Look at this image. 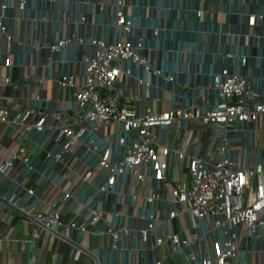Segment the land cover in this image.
Instances as JSON below:
<instances>
[{"label":"built area","instance_id":"1","mask_svg":"<svg viewBox=\"0 0 264 264\" xmlns=\"http://www.w3.org/2000/svg\"><path fill=\"white\" fill-rule=\"evenodd\" d=\"M227 2L243 29H197L220 48L202 52L186 39L168 47L190 31L176 3L0 0V213L32 228L30 256L47 233L91 264H264V0ZM151 10L173 12L179 28L144 24ZM172 54L225 63L194 84L156 66ZM10 87L23 103L5 97Z\"/></svg>","mask_w":264,"mask_h":264},{"label":"crops","instance_id":"2","mask_svg":"<svg viewBox=\"0 0 264 264\" xmlns=\"http://www.w3.org/2000/svg\"><path fill=\"white\" fill-rule=\"evenodd\" d=\"M166 1L168 6H172L175 3L178 4L179 7H185L189 10V12L184 15L187 21L186 27L189 28V33L183 34L181 31L173 32L172 40L168 41V47L178 48V44L180 40H187L191 42L189 47L195 49V46L203 50L202 52H207V50L211 49L213 51H220L219 46L217 45V36L213 35H201L198 36L194 33L199 28H203L208 32H214L219 29L220 26L225 24H231L232 28L241 27L240 18L229 17L226 15L225 10L230 11L235 7L229 5L228 0H164ZM260 0H255L254 3L258 5ZM147 3L153 7V4L158 5V0H147ZM227 4V6H226ZM255 5V6H256ZM228 7V8H227ZM259 8V7H258ZM201 9L204 12L202 20L198 24L195 23V14L193 10ZM159 16L162 18L163 24L166 28L176 27L179 28L178 24H175V14L173 12L159 11V14L155 12V10H151L150 12H146L145 16L142 19L144 24H147V18H155ZM50 25H48V29ZM12 29L15 31V36L18 40H23L27 44H35L37 33L35 31H30L31 26L29 24H24L23 22H19L18 26L15 25L14 21L12 22ZM52 30V27H51ZM167 35L161 34V39L166 40ZM168 39V38H167ZM164 41V40H163ZM163 43V42H162ZM165 43V41H164ZM162 48H165V45H162ZM157 67L166 68L169 71L172 69L179 68L178 72L180 73V81H191L194 84H201L206 80L204 73L208 71V68L216 69L218 65H222L225 63L223 57L207 54L206 57H196L194 56L190 62H184V58H182V62L175 63L176 56L174 54L168 57V63L165 62L166 58H153ZM35 60V57H34ZM35 62V61H34ZM184 63V64H183ZM69 73L77 74L80 70V66H70ZM32 72V71H31ZM38 75H41V70L38 69ZM60 70L58 66L53 68V74L59 75ZM22 71L15 69L13 71L14 78L17 79L21 76ZM47 74V72H46ZM54 85L53 82H48L47 90L48 95H50L53 90ZM127 93L133 94V88L131 84V80H127ZM5 97L13 99L18 103H23L22 92L17 88L10 87L5 90ZM31 105V102H30ZM149 105L154 106L156 110H161L162 105L160 102L154 103L151 101ZM1 131V128H0ZM1 137V134H0ZM32 228L24 223L21 220L11 217L6 218L3 213H0V264H28V261L31 258H34L35 264H91L89 258L84 255H80L77 259L73 256L72 250L63 242L56 241L53 237H51L47 233H43L41 236V240L37 242L36 248L34 250V255L30 256L28 253V248L26 244V238L31 233ZM261 234H264V229H261ZM84 244L86 246H91L94 249H101L102 246H105L102 239L98 237L89 238L88 236L84 237ZM166 248L160 249L158 251L159 257H164L166 253ZM249 259V257H248ZM252 259V258H251ZM255 264L257 263V257L255 259Z\"/></svg>","mask_w":264,"mask_h":264},{"label":"rangeland","instance_id":"3","mask_svg":"<svg viewBox=\"0 0 264 264\" xmlns=\"http://www.w3.org/2000/svg\"><path fill=\"white\" fill-rule=\"evenodd\" d=\"M33 102L31 101V106H33ZM23 147L26 148V149H29L31 147V142L30 141H27L23 144ZM36 154H39V152L37 151Z\"/></svg>","mask_w":264,"mask_h":264}]
</instances>
